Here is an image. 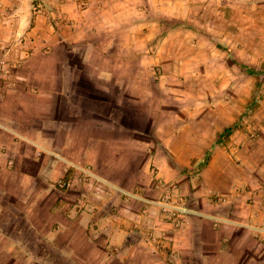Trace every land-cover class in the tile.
Returning <instances> with one entry per match:
<instances>
[{
    "label": "crops",
    "instance_id": "1",
    "mask_svg": "<svg viewBox=\"0 0 264 264\" xmlns=\"http://www.w3.org/2000/svg\"><path fill=\"white\" fill-rule=\"evenodd\" d=\"M20 2L0 0V46L8 48L0 59L10 50L7 61L22 63L0 95V195L9 208L19 204L37 235L67 239L59 250L80 264H264L256 231L264 228L263 172L245 161L231 166L235 176L218 166L213 152L230 136L213 142L177 122L163 132L149 118L151 130L131 132L127 84L112 82L111 70L64 64L89 60V42L74 53L43 51L30 0ZM67 174L73 187L56 189ZM160 182L187 198L191 214L180 231L149 204Z\"/></svg>",
    "mask_w": 264,
    "mask_h": 264
},
{
    "label": "rangeland",
    "instance_id": "2",
    "mask_svg": "<svg viewBox=\"0 0 264 264\" xmlns=\"http://www.w3.org/2000/svg\"><path fill=\"white\" fill-rule=\"evenodd\" d=\"M30 6L38 26L34 34L45 38L43 51L74 53L89 42V60L71 56L64 64L111 70L112 82L127 84L131 132L152 129L144 118L159 122L163 132L177 122L193 133L211 134L213 142L234 128L213 159L233 176L231 166L240 161L249 169L257 165L253 170L263 172L264 183V0H30ZM4 55L0 95L22 64L7 61L10 50ZM237 62L256 72H242ZM3 196L0 227L7 234L0 236V264L81 263L72 251L59 250L67 239L31 231L21 206L10 209Z\"/></svg>",
    "mask_w": 264,
    "mask_h": 264
},
{
    "label": "built area",
    "instance_id": "3",
    "mask_svg": "<svg viewBox=\"0 0 264 264\" xmlns=\"http://www.w3.org/2000/svg\"><path fill=\"white\" fill-rule=\"evenodd\" d=\"M72 168L79 172L80 175L86 179L91 178L93 175L89 172L88 168L72 165ZM55 187L60 191H68L73 187L72 178L67 174L59 178L55 182ZM159 198L153 203L154 206L160 211V215L164 221L172 226V230L177 232L185 228L189 222V215L191 210L188 207L187 200L183 195L178 193V188L175 184L169 182H160ZM257 237L264 242V228L256 229ZM151 240L155 237L148 236Z\"/></svg>",
    "mask_w": 264,
    "mask_h": 264
},
{
    "label": "trees",
    "instance_id": "4",
    "mask_svg": "<svg viewBox=\"0 0 264 264\" xmlns=\"http://www.w3.org/2000/svg\"><path fill=\"white\" fill-rule=\"evenodd\" d=\"M237 64V67L242 71V72H247V73H249V74H252V73H255L256 72V70L254 69V68H252V67H248V66H246V65H243V64H241V63H239V62H237L236 63ZM234 128H228V129H226L225 131H224V136H231L232 134H233V132H234Z\"/></svg>",
    "mask_w": 264,
    "mask_h": 264
}]
</instances>
